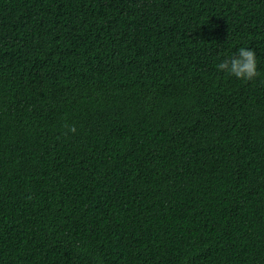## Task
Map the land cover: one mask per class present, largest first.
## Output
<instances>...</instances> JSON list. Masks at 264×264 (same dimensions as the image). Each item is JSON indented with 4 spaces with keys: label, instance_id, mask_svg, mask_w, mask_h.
<instances>
[{
    "label": "trees",
    "instance_id": "trees-1",
    "mask_svg": "<svg viewBox=\"0 0 264 264\" xmlns=\"http://www.w3.org/2000/svg\"><path fill=\"white\" fill-rule=\"evenodd\" d=\"M0 264H264V0H0Z\"/></svg>",
    "mask_w": 264,
    "mask_h": 264
},
{
    "label": "clouds",
    "instance_id": "clouds-1",
    "mask_svg": "<svg viewBox=\"0 0 264 264\" xmlns=\"http://www.w3.org/2000/svg\"><path fill=\"white\" fill-rule=\"evenodd\" d=\"M219 71L241 80H252L258 75V60L255 50L249 46H239L224 55L216 65ZM70 131H75L72 127Z\"/></svg>",
    "mask_w": 264,
    "mask_h": 264
}]
</instances>
